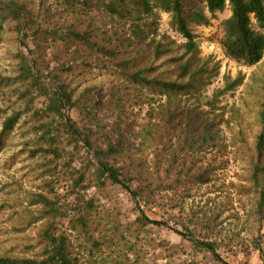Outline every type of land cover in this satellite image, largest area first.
I'll return each instance as SVG.
<instances>
[{
	"label": "rangeland",
	"instance_id": "rangeland-1",
	"mask_svg": "<svg viewBox=\"0 0 264 264\" xmlns=\"http://www.w3.org/2000/svg\"><path fill=\"white\" fill-rule=\"evenodd\" d=\"M19 1L34 8L35 0ZM198 8L206 10L204 4L189 10ZM231 15L228 5L224 12L209 15L207 26L191 25L198 44L193 54L172 26L171 15L160 10L140 21L116 19L101 28L99 44L114 51L115 62L91 55L86 57L87 66L85 59L75 63L52 43L43 50L51 67L55 61L74 63L63 78L82 112L89 110L98 119L99 126L93 128L98 145L117 150L112 162L151 195L142 203L143 212L164 224L139 229L140 213L122 187L111 185L106 198L92 188L86 196L101 213L98 220L104 233L96 240L106 243L102 253L82 233L66 230L84 264H222L206 247L195 249L194 241L216 244L229 264H264L255 246L260 242L264 250V216L257 213L260 195L253 181L259 166L264 187V158L259 164L256 154L263 131L264 60L249 67L224 55L221 25ZM22 37L12 22L4 23L0 78L17 76L18 52H27L21 47ZM178 59L181 63H176ZM116 62L130 66L123 69ZM188 62L191 73L182 78L180 68ZM145 70L151 81L190 84L191 92L170 95L154 85H135L126 77ZM17 89L0 86V135L8 118L24 109ZM72 117L83 120L77 113ZM37 126L36 118L24 115L0 152V258L31 259L43 250L40 234L46 221H36L41 207L32 203L48 190L43 168L51 162L35 156L41 136ZM75 159L73 168H80L81 161ZM68 164L65 159L60 169L65 172ZM200 174L209 184L183 186L188 176ZM104 218L116 221L118 235ZM138 229L141 238L136 239Z\"/></svg>",
	"mask_w": 264,
	"mask_h": 264
},
{
	"label": "trees",
	"instance_id": "trees-1",
	"mask_svg": "<svg viewBox=\"0 0 264 264\" xmlns=\"http://www.w3.org/2000/svg\"><path fill=\"white\" fill-rule=\"evenodd\" d=\"M194 4H204L205 9L190 11ZM34 8H29L19 0H0V37L4 23L12 22L15 33L21 36L26 29L25 49L17 55L18 72L14 78H0L3 88L18 87L19 99L25 102L24 109L16 111L4 124L0 135V152L6 136L11 133L24 115H32L39 122L37 135L40 136L35 156H41L50 165L43 168L46 181V194L37 195L32 205L41 207L36 221H46L40 234L43 245L42 253L31 259L0 258V264H84L80 261L76 249L66 230L71 229L85 235L97 253H102L101 239L96 235L104 233L102 220H98L100 210L93 200H87L86 194L97 188L105 198L111 185L122 187L135 203L140 213L139 229L149 225L163 226V222L151 220L142 210V203L149 202L151 195L136 178L125 175L113 162L117 150L110 147L102 149L95 138L93 128L99 126L98 119L89 111L82 112L72 91L65 83L63 75L74 69V63L55 61L51 67L43 56V50L50 43L69 53L75 63L83 62L88 66L87 56L102 57L105 62L117 60L114 51L99 44L100 30L107 23L116 19L124 23L140 21L153 16L156 10L171 15L172 26L186 40L185 47L189 54L198 49L197 37L191 25H208L210 18L222 13L227 6L232 15L222 22L219 44L224 55L244 66H257L264 60V0H35ZM207 11V13H206ZM28 53L30 57L28 56ZM178 59L176 63H181ZM117 63V62H116ZM121 68L130 66L119 62ZM111 67V66H110ZM108 66V69H110ZM182 78L191 73L190 62L181 66ZM148 71L126 74L127 79L135 85L156 86L170 95H187L191 92L190 84L165 83L149 80ZM72 113L83 116L79 122ZM262 132L258 136L256 154L258 163L264 158V104L260 114ZM79 159L80 168H73L72 161ZM68 159L70 164L63 172L62 161ZM100 163V164H99ZM52 166V167H51ZM263 171L256 166L253 181L260 195L257 213L264 216V187L260 177ZM181 180H179V183ZM208 178L203 174L188 176L183 183L186 189L191 186L207 185ZM112 233L119 234L116 221L104 218ZM134 230L136 239L141 238V230ZM195 237L194 233L189 234ZM195 249L209 246L208 251L215 260L229 264L218 254L216 244H201L194 241ZM256 250L264 257L261 243H255ZM193 264V263H191Z\"/></svg>",
	"mask_w": 264,
	"mask_h": 264
},
{
	"label": "water",
	"instance_id": "water-1",
	"mask_svg": "<svg viewBox=\"0 0 264 264\" xmlns=\"http://www.w3.org/2000/svg\"><path fill=\"white\" fill-rule=\"evenodd\" d=\"M25 37H26V29L24 30V32H23V37H22V39H21V47L23 48V49H25ZM28 56L30 57V55H29V53H28ZM100 164V163H99ZM206 248H208V249H210V247L209 246H206Z\"/></svg>",
	"mask_w": 264,
	"mask_h": 264
}]
</instances>
